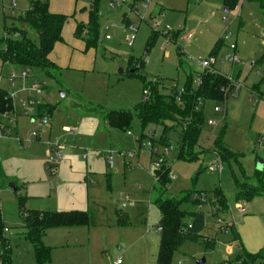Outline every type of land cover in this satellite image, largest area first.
Returning a JSON list of instances; mask_svg holds the SVG:
<instances>
[{"label": "rangeland", "instance_id": "374dc122", "mask_svg": "<svg viewBox=\"0 0 264 264\" xmlns=\"http://www.w3.org/2000/svg\"><path fill=\"white\" fill-rule=\"evenodd\" d=\"M48 1L50 11L68 16L63 43L56 44L51 54L59 66L66 67L50 73L31 70L46 85L38 99L46 100L48 107L40 111L36 105L33 113L26 115L22 99L27 94L20 92L9 118L4 117V123L17 129L20 137L27 138L32 132L43 136L21 145L0 129V258L5 248L12 264H39L25 235L23 211L80 210L88 213V225L47 230L43 242L50 249L49 264H116L118 259L122 264H159L161 212L155 200L205 192L208 203L201 207L184 202L181 208L186 212L203 210L207 224L203 235L215 238L217 248L186 242L174 253L172 263L197 264L204 259L205 264H242L239 257L245 244L256 247L264 231V194L237 199L240 186L256 189L264 185V168L257 170L258 158L264 160V143L262 148L258 143L264 141V12L259 5L251 3L256 9L248 17L245 10L241 13L242 0L230 10L225 0H120L115 5L99 0L95 5L97 45L86 48L83 45L95 37L87 34L90 0ZM30 5L31 0H0V52L9 37L7 28L22 26L14 17L23 15ZM76 19L80 28L74 36ZM26 32L37 40L33 28L26 27ZM220 37L225 45L234 44L237 38L242 52L237 54L239 62L233 72L228 62L220 63L227 46L215 56L217 71L231 79L232 87L224 101L205 100L195 157L182 158L180 126L171 121L143 126L136 107L146 97L144 90L150 94L154 84L167 95L175 87L184 88L188 80L196 87L197 73L203 71L199 61L209 57ZM131 56L145 59L143 70L131 74ZM10 70L20 69L0 57V76H7ZM0 87L11 91L6 77L0 78ZM216 107L222 111L217 112ZM111 110H129L130 127L112 126L105 116ZM40 114L49 119L50 136ZM65 124L77 133L63 130ZM165 125L173 149L164 166L170 167L169 175L175 178L161 188L156 162L167 147L159 142ZM47 141L66 147L62 159L55 162L54 174L49 169ZM219 142L233 155L219 158ZM107 152L112 153L113 168L107 162ZM217 164L221 169L210 171L209 167ZM217 190L224 195L226 206L211 202ZM220 222L236 227L242 236L237 245L230 232L219 231Z\"/></svg>", "mask_w": 264, "mask_h": 264}, {"label": "trees", "instance_id": "16d2710c", "mask_svg": "<svg viewBox=\"0 0 264 264\" xmlns=\"http://www.w3.org/2000/svg\"><path fill=\"white\" fill-rule=\"evenodd\" d=\"M99 0H90L89 28L87 34L95 36L94 39H88L86 48L97 45L98 16L96 13V4ZM251 3H257L264 11V0H242ZM226 7L233 9L238 5L240 0H225ZM22 26L7 28L9 37L5 39V47L1 50V58L4 62H10L17 67H27L31 69H39L45 73H50L56 64L51 61L50 54L55 45L63 42L62 31L67 22L68 16L59 13H52L49 9L48 0H31L29 10L23 15L14 17ZM129 25V23H126ZM26 27L33 28L37 32V40L28 37ZM77 26V30L79 32ZM81 32L79 33V36ZM224 46V38L221 37L213 46L209 56H216ZM132 69H136L135 74L145 67V59L131 56L128 61ZM200 77L201 84L194 87L192 80H188L187 84L181 92V89L173 88L170 95L162 94L158 91L157 85H153L150 89L149 96L145 97L143 102L136 107V112L142 125L149 123L164 124L171 121L174 125L181 128L178 136L180 145V156L182 158L192 159L194 147L200 134L203 124L202 107L205 100L214 99L216 101H224L227 98V90L231 89V81L228 77L209 71H201L197 73ZM228 89L226 90V88ZM49 104L39 106V110L48 107ZM13 101L8 95L7 90L0 87V129L5 132L7 124L4 123L5 114L13 110ZM43 114H40L42 116ZM106 117L109 123L121 129L126 130L132 122V113L129 110H111L107 112ZM168 126H164L159 142L170 146L167 137ZM12 136V135H9ZM221 151L219 155L221 159H227L232 156L229 150L223 147L219 142ZM227 152L228 154H225ZM186 153V154H185ZM223 156V157H222ZM225 156V157H224ZM229 158V157H228ZM166 164V163H165ZM163 164L156 170L157 181L161 188H166L171 182L169 175L170 167ZM252 189H254L252 187ZM246 185L240 186L237 193V199L250 200L253 196L264 194V185L252 190ZM216 196L211 199L212 203L226 206V199L221 191H216ZM204 196V200L202 199ZM194 196L193 199L191 197ZM184 202H193L201 207L208 203V197L205 192H201L198 196L187 194L182 199L159 197L155 200L156 206L161 212L159 222L160 230V247L157 255L159 264H173L172 258L174 253L186 242L199 243L203 242L206 248L214 249L216 245L215 238L206 237L203 231L207 227L206 215L200 208L197 211L186 212L181 208ZM217 211L213 213L216 215ZM25 235L32 242L35 255L39 264L50 263V249L44 244L43 238L48 229L54 227H80L89 224V215L86 211L70 210V211H41L29 210L22 212ZM187 216L189 220H187ZM229 232L232 234V240L236 241L239 236L233 224H227ZM220 229V227L218 228ZM0 238H2V221L0 215ZM242 264H256L261 260L264 264V250L258 253H250L244 250L243 255L239 257ZM0 264H12L9 251L5 248L1 253Z\"/></svg>", "mask_w": 264, "mask_h": 264}, {"label": "built area", "instance_id": "2783aa9c", "mask_svg": "<svg viewBox=\"0 0 264 264\" xmlns=\"http://www.w3.org/2000/svg\"><path fill=\"white\" fill-rule=\"evenodd\" d=\"M110 1H111L112 5L118 4L120 2V0H110ZM157 25H159V22L157 23ZM105 29H108V27H106ZM132 29L134 30L135 27L132 26ZM262 35L264 36V30H263ZM229 36L230 35L227 34L225 36V38L227 39ZM106 38L109 39L110 36L106 35ZM229 48L232 50V53L226 55L225 59L222 60L221 62H230L232 64L238 63L239 58L235 52L236 48H237L236 44L235 43L230 44ZM216 63H217V59L214 56H209L208 58L201 59L199 61V64L203 67V71L219 73L217 71V69L215 68ZM19 69H20L19 71L10 70V72L7 76L2 75V76H0V78L6 77L8 79L10 86H11V91L10 92L7 91V92H8V95L11 97L12 101L14 100V98H16L20 94V92H24L27 94L26 98L22 99V106L24 107L25 114L29 116L31 113H33V107L34 106H36V105L41 106L46 102V100L44 102V101H41L38 99L39 96H42L44 94L46 85L44 82L38 81L35 78V76L31 74V70H32L31 68L19 67ZM229 80L231 81V79H229ZM196 84H197V86H199L201 84V80H200L199 76L197 78ZM180 91L183 92V89H181ZM144 94L146 95V97L149 96V91L144 90ZM13 107H14V105H13ZM215 110L217 112L222 111V109L220 107H216ZM40 117H41L42 123L48 124L49 119L47 116L42 115ZM5 118H9V116H7L5 114ZM7 125L8 126L5 129V132L8 135L14 136L21 143V145H26V144L29 145V143H31L32 139L37 140V139L41 138L40 132H32L29 138H21L20 136H18L16 134L15 129H13L9 124H7ZM47 127L50 128L51 125L48 124ZM65 131H67L70 134H76V132H77V130L75 128H70V127L65 128ZM258 143L260 145V148H262V145L264 143L263 139H259ZM47 144L48 145H47L46 153H47V157L49 160V169H50L51 173L54 174L56 172L55 162L62 159L64 151H65V146L59 142H48ZM172 149H173V147H170V146H167L165 148L164 152L162 153V155L159 157V159L156 162L158 168L167 162V155L169 154V151ZM152 150H153V147H151V151ZM155 152H156V150H155ZM105 156H107L108 164L112 167L114 165L112 153L107 152L105 154ZM217 156L220 158L219 154H217ZM220 163H222V162H220ZM209 169H210V171H215L216 169H221V164H217L215 166H210ZM170 178H171V180H173L175 178V176L172 175ZM202 199L204 200L203 195H202ZM216 211H217V209L214 208L212 213H214ZM220 223L221 224L219 226L220 227L219 231H221L223 233H229V228L227 227V224L224 222H220ZM160 230H161V228H159V231ZM120 263H121V261H120V259H118L117 264H120Z\"/></svg>", "mask_w": 264, "mask_h": 264}, {"label": "crops", "instance_id": "0c3cea01", "mask_svg": "<svg viewBox=\"0 0 264 264\" xmlns=\"http://www.w3.org/2000/svg\"><path fill=\"white\" fill-rule=\"evenodd\" d=\"M260 7V6H259ZM85 8V7H84ZM49 9H50V4H49ZM256 8H254V6H251V2H246V1H242V8H241V13L245 10L246 11V14H247V16L248 17H250V14H251V12L252 11H254ZM261 9V8H260ZM262 10V9H261ZM263 11V10H262ZM51 12L52 13H56V11H54V10H52L51 9ZM264 12V11H263ZM75 16V15H74ZM68 21V20H67ZM129 23L130 24V20L129 19H127V21H126V23ZM67 23V22H66ZM65 23V24H66ZM75 29H74V36H76L75 35V32H76V30H77V25H78V23H79V20H75ZM64 29V28H63ZM62 33H63V31H62ZM62 36H63V34H62ZM221 38V37H220ZM64 40V39H63ZM219 40V38L216 40V42ZM215 42V43H216ZM59 43H63V42H59ZM215 43H214V45H215ZM58 44V43H57ZM235 44H236V46H237V48H236V54H238V53H242L240 50H239V48H238V41H237V38H236V41H235ZM83 45V44H82ZM213 45V46H214ZM56 46V45H55ZM83 46H86V44H84ZM83 46H81L80 47V50L78 51V53H80V51H82L83 49ZM224 46H227V49H228V51H227V54L226 55H228V54H231L232 53V50L229 48V45H225L224 44ZM213 48V47H212ZM212 50V49H211ZM211 52V51H210ZM210 52H209V54H210ZM52 54V53H51ZM50 54V59H51V61H53L55 64H56V66L58 67V68H65L66 66H59L54 60H53V57H52V55ZM74 55V54H73ZM72 55V56H73ZM80 55H81V53H80ZM220 63L221 64H225V63H227V62H221L220 61ZM228 64H230V71L231 72H233V70H234V68H235V64L236 63H234V64H232V63H230V62H228ZM215 66H216V64H215ZM216 68V67H215ZM221 74V73H220ZM223 75V74H222ZM229 91L231 90V89H228ZM227 90V91H228ZM260 94H262V93H260ZM227 97H228V93H227ZM105 116H106V114H105ZM34 122H36V120H34L33 118L31 119V123L32 124H34ZM68 127H70L69 125H63V127H62V129L63 130H65V128H68ZM48 128V130H49V136L51 135V130H52V127H47ZM71 128V127H70ZM102 131H105V128L103 127L102 128ZM15 132H16V134L19 136V133H18V130L17 129H15ZM77 133V132H76ZM73 135H75V134H73ZM30 136V135H29ZM29 136L27 137V138H29ZM42 134H41V138L40 139H37V141L38 140H41L42 139ZM21 138H24V137H21ZM48 140H50V139H48ZM106 140L107 141H110L109 140V138H106ZM48 142V141H47ZM47 142L46 143H44L45 145H46V149H47ZM65 149H66V147H65ZM74 154V153H73ZM66 163V162H65ZM113 168V167H112ZM261 195V194H260ZM160 219H161V217H160ZM159 222H160V220H159ZM159 222H158V230H159ZM80 227H83V226H80ZM264 227V226H263ZM68 229H71V228H75V227H67ZM234 228H235V230H236V232H237V234H238V236H239V239L238 240H236V241H233V244H234V246L235 245H237L238 243H239V241H240V239L242 238V236L240 235V233L238 232V230L236 229V227L234 226ZM47 233V232H46ZM46 235V234H45ZM252 240V239H251ZM241 243V242H240ZM251 243H252V241H251ZM246 246L244 247V250L245 251H247V252H250V253H258V252H260V251H262V250H264V231H263V233H262V235H261V238L259 239V242H258V245H256V247H250V246H247V244H245ZM159 247H160V231H159ZM215 248H217V244L215 245ZM116 264H117V261H116ZM120 264H122V263H120Z\"/></svg>", "mask_w": 264, "mask_h": 264}, {"label": "water", "instance_id": "95a60500", "mask_svg": "<svg viewBox=\"0 0 264 264\" xmlns=\"http://www.w3.org/2000/svg\"><path fill=\"white\" fill-rule=\"evenodd\" d=\"M226 11L228 12V9H226ZM135 71H136V69H131V73H133ZM119 72L123 73L124 70L121 69ZM63 95H64V93H63ZM263 168H264V160L262 158H258V160H257V170L258 171H262ZM11 187H12L13 191H15V192L18 190L17 187L14 186V185H12ZM193 198H194V196L191 197V199H193ZM197 264H205V260L203 259L201 261H198Z\"/></svg>", "mask_w": 264, "mask_h": 264}]
</instances>
